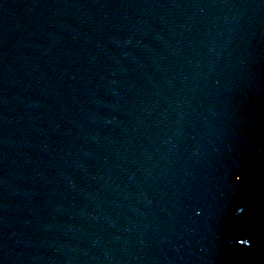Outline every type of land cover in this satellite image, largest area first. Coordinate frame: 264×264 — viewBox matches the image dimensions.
<instances>
[{
  "label": "water",
  "instance_id": "95a60500",
  "mask_svg": "<svg viewBox=\"0 0 264 264\" xmlns=\"http://www.w3.org/2000/svg\"><path fill=\"white\" fill-rule=\"evenodd\" d=\"M0 264H264V0H0Z\"/></svg>",
  "mask_w": 264,
  "mask_h": 264
}]
</instances>
